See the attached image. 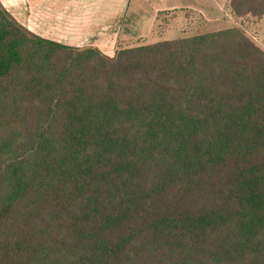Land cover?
I'll return each mask as SVG.
<instances>
[{"label": "trees", "instance_id": "trees-1", "mask_svg": "<svg viewBox=\"0 0 264 264\" xmlns=\"http://www.w3.org/2000/svg\"><path fill=\"white\" fill-rule=\"evenodd\" d=\"M0 264H264L263 46L232 27L108 56L0 2Z\"/></svg>", "mask_w": 264, "mask_h": 264}, {"label": "crops", "instance_id": "crops-1", "mask_svg": "<svg viewBox=\"0 0 264 264\" xmlns=\"http://www.w3.org/2000/svg\"><path fill=\"white\" fill-rule=\"evenodd\" d=\"M133 1L136 7L142 6L145 2V0H0L7 11L31 33L74 48H98L108 56H114L115 51L124 44L129 29L135 34V23L138 18L134 15L133 19L128 20ZM207 2L222 4L223 0ZM158 4L160 5L156 4L158 11L180 8L179 3L170 4L167 0H158ZM254 38L257 40V36L254 35Z\"/></svg>", "mask_w": 264, "mask_h": 264}, {"label": "rangeland", "instance_id": "rangeland-1", "mask_svg": "<svg viewBox=\"0 0 264 264\" xmlns=\"http://www.w3.org/2000/svg\"><path fill=\"white\" fill-rule=\"evenodd\" d=\"M167 1L170 4L179 3L180 8L158 11L156 9V4L160 6L158 0H145L139 7H136L133 1L128 20L133 19L134 15L137 16L135 34L129 29V35L125 37L121 47H137L163 40L192 37L240 27L249 35L257 36V43L264 48V19L235 20L228 8L229 0H223L222 4L208 3L207 0L203 2H200L201 0ZM181 2H187V4H181Z\"/></svg>", "mask_w": 264, "mask_h": 264}]
</instances>
